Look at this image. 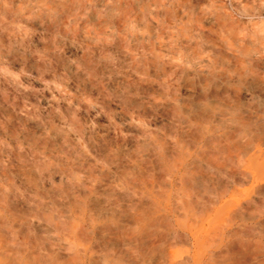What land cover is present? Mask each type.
<instances>
[{
    "label": "rangeland",
    "instance_id": "374dc122",
    "mask_svg": "<svg viewBox=\"0 0 264 264\" xmlns=\"http://www.w3.org/2000/svg\"><path fill=\"white\" fill-rule=\"evenodd\" d=\"M0 264H264V0H0Z\"/></svg>",
    "mask_w": 264,
    "mask_h": 264
}]
</instances>
